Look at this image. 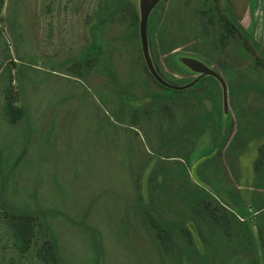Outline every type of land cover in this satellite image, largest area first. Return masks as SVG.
<instances>
[{
    "label": "rangeland",
    "instance_id": "374dc122",
    "mask_svg": "<svg viewBox=\"0 0 264 264\" xmlns=\"http://www.w3.org/2000/svg\"><path fill=\"white\" fill-rule=\"evenodd\" d=\"M132 1L139 20L138 0ZM249 1L253 6L249 7ZM225 3L264 48V0ZM97 5L98 0H3L0 264H257L259 260L258 264H264L262 248L253 249L254 239L264 227V209L252 216L248 232L238 237L224 235L226 227L220 222L207 223L215 237L199 236L191 229L194 234L189 260L177 257L173 247L166 249L162 242L161 249L157 248L145 230L134 211L135 189L127 166L136 164L131 173L135 176L139 162L148 155L157 158L149 153L159 146L160 136L154 119L155 102L150 99L149 108L146 87L155 92H161V88L142 66L139 38L113 45L110 59L115 80H131L140 70V78L147 82L146 87L134 91L131 99L135 109L148 105L154 122L145 133L147 125L142 115L120 111L115 106V81L102 72L104 63L82 67L80 58L91 39L89 26ZM125 25L110 22L106 37L113 41L119 32H124ZM213 66L217 68L216 63ZM223 79L227 107L219 113L222 117L229 110L232 122L236 124L241 118L242 125V154L228 175L233 183L239 177L238 192L242 198L250 197L260 205L264 196V189L258 185H264V97L257 92L245 97L243 93L230 96V87ZM6 88L14 90L16 104L24 109V115L15 124L2 111ZM214 95L208 108L218 100L219 95ZM179 99L182 101L176 100L174 104L160 102L164 131H172L169 117L174 115L178 123L189 112L187 98ZM130 146H136L133 152L137 150L132 160L125 154ZM260 207L264 208L263 204ZM24 215L32 218L34 236L29 249L22 253L7 219ZM215 240L230 245L239 242L240 246L228 248L223 243L214 244ZM46 243L55 246L56 260L48 255V261L38 257V249Z\"/></svg>",
    "mask_w": 264,
    "mask_h": 264
},
{
    "label": "trees",
    "instance_id": "16d2710c",
    "mask_svg": "<svg viewBox=\"0 0 264 264\" xmlns=\"http://www.w3.org/2000/svg\"><path fill=\"white\" fill-rule=\"evenodd\" d=\"M164 2L161 0L152 10L147 28L150 56L161 77L173 84L188 83L196 77V73L182 59L194 58L213 68V64H217L214 69L227 80L230 96L243 93L245 97L247 93L257 92L264 97V48L233 15L225 0H168L167 5ZM2 6L3 0H0V9ZM251 6L253 4L249 1ZM110 22L126 24L124 32H119L113 41L106 37ZM89 30L91 39L82 50V67L89 68L95 62L104 63L105 69L102 72L115 81L113 94L118 102L114 105L120 111L142 115L147 125L145 133L154 122L149 108L152 101L155 102L157 129L155 125L153 128L160 136V143L157 148L150 149L149 153L157 158L148 155L139 162L135 176L131 173L136 164L131 163L127 170L135 189L134 211L156 247L161 249L162 242L166 249L168 246L173 247L177 257L185 256L189 260L190 242L194 234L191 229L199 236L206 234L215 237L214 232L208 228L207 223L211 221L223 224L226 227L224 235L228 237L234 238L248 232L251 219L254 218L252 216L264 209L260 207L262 204L264 206V196L260 205L257 204L259 201L250 197L242 198L238 192L241 185L239 177L233 183L228 175L232 171L231 166L242 154V125L238 114L239 122H232L229 110L221 117V87L217 80L212 76H203L188 89H169L151 76L141 56L145 72L161 88V92H155L147 86L146 80L140 78V70L131 80L117 82L110 59L113 45L132 43V40L139 38L137 11L132 0H98ZM142 86H147L149 90V108L148 105H140L135 109L131 99H134V91ZM6 90L2 111L4 117L15 124L24 115V109L16 104L14 90ZM215 93L219 95L218 100L208 108L207 103L214 99ZM180 97L189 101V112L178 123L174 115L169 117L172 131H164L160 102L174 104L177 100L179 103L182 101ZM193 109L195 111L190 112ZM131 123L135 124L134 121ZM235 141L239 143L235 144ZM138 144L142 145L140 141ZM135 147L130 146L126 150L127 158H131L137 151L133 152ZM203 157L206 158L196 167L197 183L192 179L190 169ZM261 163V172H264V161ZM258 185L264 189V185ZM261 216L264 224V213ZM7 221H11L17 248L22 253L26 252L34 236L32 218L24 215ZM252 232L250 234L253 235ZM257 237L253 249L261 247V260H264V227ZM218 242L228 248L240 246L239 242L230 245L223 240H215L214 244ZM37 254L44 261H48L46 255L52 260L57 257L55 246L50 243L42 245Z\"/></svg>",
    "mask_w": 264,
    "mask_h": 264
},
{
    "label": "water",
    "instance_id": "95a60500",
    "mask_svg": "<svg viewBox=\"0 0 264 264\" xmlns=\"http://www.w3.org/2000/svg\"><path fill=\"white\" fill-rule=\"evenodd\" d=\"M161 0H138V10H139V20H138V35L140 40V49L142 53V57L144 60V63L146 65V68L148 69V72L151 74V76L162 86L182 91L185 89H188L192 87L200 78L203 76H212L214 77L217 82L221 86L222 90V106L224 111H226L227 107V86L226 83L221 76L219 72H217L212 67L206 65L200 60L194 59V58H183L182 62L193 72L198 74L193 80L189 81L188 83L184 84H173L168 81H166L161 75L158 73L156 68L154 67V64L152 62L150 52H149V42H148V19L149 16L154 9V7L160 2ZM206 157L201 158L193 167L191 170L192 176L195 179V181L198 183V176L196 173V167L198 163L202 160H204Z\"/></svg>",
    "mask_w": 264,
    "mask_h": 264
},
{
    "label": "crops",
    "instance_id": "0c3cea01",
    "mask_svg": "<svg viewBox=\"0 0 264 264\" xmlns=\"http://www.w3.org/2000/svg\"><path fill=\"white\" fill-rule=\"evenodd\" d=\"M251 11V10H250Z\"/></svg>",
    "mask_w": 264,
    "mask_h": 264
}]
</instances>
